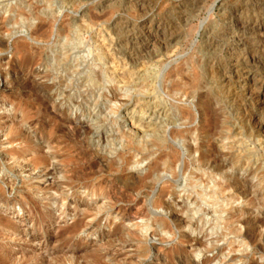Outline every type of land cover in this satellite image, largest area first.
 I'll return each instance as SVG.
<instances>
[{"label": "rangeland", "instance_id": "obj_1", "mask_svg": "<svg viewBox=\"0 0 264 264\" xmlns=\"http://www.w3.org/2000/svg\"><path fill=\"white\" fill-rule=\"evenodd\" d=\"M261 1L0 0V264H264V231L248 234L242 224L264 216L256 192L264 138L249 127L241 89L221 84L218 68L245 40L252 51L264 46L253 34L264 23ZM142 33L157 41L156 55L169 45L174 53L148 71L167 111L164 132L138 145L116 137L127 133L142 85L125 93L98 80L96 55L100 39L120 49ZM75 117L92 127L85 139L69 134ZM211 145L222 152V173L197 161ZM210 175L223 186L246 181L254 193L252 203L227 201L234 188L223 212L204 206L207 219L220 217L218 233L198 228L189 185ZM111 187L128 194L109 197Z\"/></svg>", "mask_w": 264, "mask_h": 264}, {"label": "bare ground", "instance_id": "obj_2", "mask_svg": "<svg viewBox=\"0 0 264 264\" xmlns=\"http://www.w3.org/2000/svg\"><path fill=\"white\" fill-rule=\"evenodd\" d=\"M234 25L233 27L235 28ZM228 27H230V25ZM243 27L239 28V30L243 31L244 30ZM253 34L257 36L258 38L264 37V23H262L259 26H256ZM127 37L128 38L126 39V41L124 42L122 41L123 44L125 43V45L123 46V48L120 47L121 50L117 48L115 42H109L107 40L105 41L104 39H100L97 41L99 52L96 55V59L100 61L101 70H102V72H100L101 73L100 75L97 73L98 74L97 78L98 80H101V79L103 80V78L106 79L108 83L113 85V88H118L119 85L122 86L120 89L124 90L125 93H127L128 90H130L132 87H140L142 85L141 90H144V93H142L143 91L139 90V94H137L135 97V103H134L133 108L131 110L128 109L125 114L124 121L125 123H127V126H129L128 131L127 133L123 132L121 133V135L116 137L117 140L129 139V141H133V142H136L138 145H142L143 142L145 143V139L147 137H151V136L157 137L161 135V133L164 132L165 125L161 124V120L159 117L167 116V111L165 107L160 102L154 101L152 97V94L155 93L156 87L152 83L151 77H149V74H148L149 66H150V63L153 62L154 59H156L157 57H160V56L164 57L166 54L170 55V53L168 52H172L173 54L174 51H172V49L174 48H171L169 45L165 49V52H164L165 54L161 51L159 54L156 55L155 53L157 52L154 53V50L157 46V41L153 39L151 40L148 37V35H145L142 33L141 36L139 37L138 36H127ZM243 37H244V34H243ZM245 42L246 43L241 42V44L239 45L237 44V46L235 45L236 47L233 49L227 48L228 49L227 55L225 59L222 61V63H220L218 66L221 72V77L219 80H220V83L224 84L225 87L234 86L236 88L241 89L242 96L244 100L247 102L248 110L249 108L251 110V118L249 119V121L247 120V122H249L248 123L249 127L252 128L251 130H253V134H257L259 137L264 138V46L263 45L260 46V48H258L257 51H255V49L252 51L247 48L249 41L247 42L245 40ZM261 42L259 43L261 44ZM118 44H121V43H118ZM176 86L175 85L172 87L170 86L169 92L170 93L176 92L177 91ZM193 87L194 86H192V88ZM40 96L42 97V95ZM124 96L130 97L129 94H125ZM145 96H147V98ZM118 97L119 96H117V94H112V97L105 96V98H108L110 102H113L114 105L116 106V107H110V111L114 114H116L119 110L117 107ZM96 104H99V103L96 102ZM55 109L57 110L58 113L60 112V110L57 107ZM66 124H67L68 131L70 132L69 134L75 136L78 139H83V138L85 139V137L92 132V127L88 125H83L80 121H77V117H75V120H72V119L67 120ZM27 140L28 139L25 138L23 139V142H27ZM210 148L211 149L207 153H202L199 159H197V161L203 162V163L205 162L207 165H211L216 173L217 172L222 173L224 168L226 169L224 159H222V156H223L222 152H218V149H216L214 145H211ZM190 151H193V150L190 149ZM81 154L83 153H80V155ZM170 156L169 158H171ZM172 164L173 163H171L170 165ZM198 176L195 179L192 178V180L189 182L191 192L194 194V199L198 203V207L196 208V212H195V215L199 216L197 220L198 228L200 226L205 227L207 225H210L211 232L218 233V231L221 229V226H222L220 217L215 218L214 220L207 219L204 214V206L211 205L213 208L215 207V213L223 212L219 210V208H223L225 206L224 204L225 194L226 193L228 194V192L230 193L231 191L234 190V188L238 187L239 190H236V192H234V194L232 195L229 194L227 196L228 198L227 201L232 202L233 200L234 202H237L239 198H244L247 200V202H251V203L253 201L252 195H254V193L246 189L243 190L246 186V181L235 179V182H229L225 186H223V184H221L220 182L213 181V180H216L214 176L210 175V177H208L207 180H203L202 178L199 179ZM63 178L68 179V177H66L65 175L63 176ZM212 181H213V184H212ZM263 182H264L263 180L259 182L258 186H260V189L256 192L262 197V200L264 201ZM211 184L212 186H210ZM107 193L109 194V197H113L114 195L115 196L118 195V197L119 196L123 197V196H127L128 194L126 191H121V193L117 194V189H115L114 187H111ZM132 197L134 196L132 195ZM262 208H263L262 213H264V205ZM242 224L247 228L248 234L255 233L259 228H261L264 231V216H262L261 218H257L256 220H253L250 217H248L246 220L242 222ZM256 233H258V231ZM256 235L255 237L258 236ZM261 239H262V242L264 243V234H262ZM231 244L232 242L228 243V245H231Z\"/></svg>", "mask_w": 264, "mask_h": 264}]
</instances>
